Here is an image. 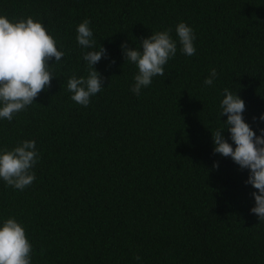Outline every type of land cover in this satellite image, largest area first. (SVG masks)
<instances>
[{
  "label": "trees",
  "instance_id": "trees-1",
  "mask_svg": "<svg viewBox=\"0 0 264 264\" xmlns=\"http://www.w3.org/2000/svg\"><path fill=\"white\" fill-rule=\"evenodd\" d=\"M0 15L41 22L65 53L49 61L51 86L0 119V150L32 140L39 153L23 191L0 179V227L10 217L24 227L31 264H264L249 170L212 140L226 127L225 88L256 134L264 129V0H0ZM85 19L107 50L94 65L104 87L87 107L67 90L88 74L90 49L76 39ZM180 22L193 29V56L180 50ZM168 29L176 55L137 96L121 45L142 51V38Z\"/></svg>",
  "mask_w": 264,
  "mask_h": 264
},
{
  "label": "clouds",
  "instance_id": "clouds-1",
  "mask_svg": "<svg viewBox=\"0 0 264 264\" xmlns=\"http://www.w3.org/2000/svg\"><path fill=\"white\" fill-rule=\"evenodd\" d=\"M89 25L88 19L80 23L76 37L78 45L90 49L83 54L88 74L79 78L73 75L67 80L71 100L84 107L104 87V78L94 65L107 58V50L103 46L95 49L96 42ZM175 31L181 52L187 56L195 55L193 29L180 22ZM170 32L171 29L158 31L142 38V51L140 48H129L127 42L121 45L125 60L135 64L138 69L131 87L135 95L139 96L142 88L151 85L153 77L165 75L164 66L177 52V41ZM64 55L41 22L32 17L11 22L0 15V119L11 122L14 115L32 105L38 94L51 86V80L55 77L51 70L53 64L50 65L49 61L54 57L55 63H58ZM216 77V69H210L204 84L212 85ZM245 107L239 95L224 89L220 116H227L224 122L226 127L212 132L213 151L231 157L241 169L249 170L245 184L256 189L251 193L255 206L250 211L259 221H264V129H260V135H257L245 122ZM259 119L264 121V114ZM225 129L230 133L235 148L222 135ZM38 159L39 153L32 140H25L11 150H0V179L7 186L23 191L36 179L32 169ZM213 166L218 168V162ZM31 253L32 245L26 238L24 227L14 217L4 220L0 227V264H31ZM135 259L140 260L141 257L136 256Z\"/></svg>",
  "mask_w": 264,
  "mask_h": 264
}]
</instances>
